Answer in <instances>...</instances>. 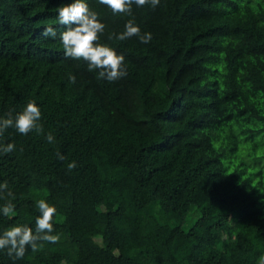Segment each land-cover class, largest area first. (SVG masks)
I'll return each instance as SVG.
<instances>
[{"label": "trees", "instance_id": "16d2710c", "mask_svg": "<svg viewBox=\"0 0 264 264\" xmlns=\"http://www.w3.org/2000/svg\"><path fill=\"white\" fill-rule=\"evenodd\" d=\"M73 2L0 0V118L35 101L44 128L0 136L15 145L0 184L16 206L4 216L0 197V235L35 231L45 199L60 236L22 259L0 250V264H260L264 0H160L131 16L85 0L106 26L98 43L125 57L114 82L65 57L58 10ZM129 19L149 43L108 39Z\"/></svg>", "mask_w": 264, "mask_h": 264}, {"label": "clouds", "instance_id": "9594fccd", "mask_svg": "<svg viewBox=\"0 0 264 264\" xmlns=\"http://www.w3.org/2000/svg\"><path fill=\"white\" fill-rule=\"evenodd\" d=\"M99 4L107 6L113 15H132V6H150L155 8L160 0H98ZM58 22L66 27L61 33V43L65 57L74 60L87 62L88 70H99L98 78L106 79L108 82L117 81L127 76V68L124 64L125 57L117 54L110 46L98 43L100 36L105 32V24L100 21L98 14L92 11L85 0H74L73 3L61 7L58 10ZM44 37L55 38L56 29L49 26L42 33ZM131 37H137L141 43L147 44L152 40L151 33H142L134 19H129L125 24V30L119 34H111L108 39L125 41ZM69 81L75 84V76L69 75ZM41 110L35 101H29L24 110L15 117L11 113L6 118H0V136L10 128L15 127L18 133L28 135L35 131L37 134H44V128L40 123ZM46 140L52 144L55 137L51 132L46 134ZM15 151V145L8 143L0 144V152L11 153ZM57 158L64 160L65 157L57 152ZM77 167L75 162L68 164L71 171ZM0 197L6 200L2 207V213L6 217L15 215V199L13 192L9 189L7 182L0 184ZM40 215L35 220V231L27 225L12 226L0 235V250H7V255L15 259H22L28 246L33 252L41 249L42 243L49 242L56 244L60 236L52 234L53 218L57 214L55 206L50 205L45 199L36 202ZM260 264H264V257H261Z\"/></svg>", "mask_w": 264, "mask_h": 264}, {"label": "rangeland", "instance_id": "374dc122", "mask_svg": "<svg viewBox=\"0 0 264 264\" xmlns=\"http://www.w3.org/2000/svg\"><path fill=\"white\" fill-rule=\"evenodd\" d=\"M168 234H169V231L163 232V234H162L163 239H165L166 237H168Z\"/></svg>", "mask_w": 264, "mask_h": 264}]
</instances>
